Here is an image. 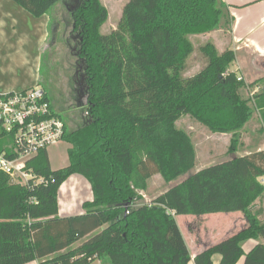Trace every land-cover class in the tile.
Returning <instances> with one entry per match:
<instances>
[{"label":"trees","instance_id":"trees-1","mask_svg":"<svg viewBox=\"0 0 264 264\" xmlns=\"http://www.w3.org/2000/svg\"><path fill=\"white\" fill-rule=\"evenodd\" d=\"M13 1L39 17L62 0ZM71 8L84 65L82 123L69 127L51 104L64 122L67 165L52 168L41 151L27 164L42 178L35 184L12 182L0 169V264H89L95 258L102 264H213L214 254L219 264L240 258L264 264V222L251 210L264 191L258 181L264 149L189 173L149 202L141 194L154 174L171 183L194 167L192 139L176 124L182 116L230 133L229 154L257 111L264 129V85L243 95L252 84L230 71L234 51L219 52L207 41L205 65L192 76L182 73L192 35L230 29L228 5L128 0L107 34L99 31L107 19L99 0H78ZM52 26L53 20L49 31ZM72 175L89 182L93 198L82 203V213L61 216L59 188ZM219 212H241L244 226L192 258L176 217ZM246 240L261 242L244 252Z\"/></svg>","mask_w":264,"mask_h":264},{"label":"rangeland","instance_id":"rangeland-1","mask_svg":"<svg viewBox=\"0 0 264 264\" xmlns=\"http://www.w3.org/2000/svg\"><path fill=\"white\" fill-rule=\"evenodd\" d=\"M127 1L99 0L107 11V19L99 30L102 34H107L116 28L121 17L122 8ZM77 3L78 0H62L50 12L51 21L53 20L54 26L50 29L40 66L41 85L45 86L54 109L67 121L69 127H75V124L82 123L84 115L82 105L85 104V98L80 94L82 91L80 82L83 83L85 78L84 65L78 55L79 39L78 36H75L76 31L74 30L73 18L69 10ZM208 33L195 34L190 37L193 48L183 60L182 73L184 77L192 76L207 62V58L202 53L201 47L207 41L212 42L215 39L208 36ZM232 65L237 66L238 64L233 61L229 68ZM23 69L25 68L22 65L20 71L23 72ZM244 70V68L241 69L243 73L245 72ZM238 77L242 79L240 76ZM263 79L264 71L255 72L251 76L244 74L243 82L246 86L250 83L252 86L251 88H246L243 91V95L250 96L253 91L256 92L260 86L264 85ZM176 124L179 128L184 129L192 139L196 154L195 165L188 173L178 177L171 183H166L159 174L151 176L147 182L146 190L141 191L143 199L146 202L165 192L171 184L181 181L189 173L196 172L203 167L227 158L245 155L264 145V129L262 127L260 131L262 116L259 111L256 112L253 119L245 126V129L241 131L236 144V151L233 154H229L228 152L231 138L230 133L212 132L189 115L182 116ZM68 146V143L65 141H60L57 146L49 148L48 157L52 168H60L65 164L68 156ZM65 189L67 188L65 187ZM81 189L75 187L72 196L75 198L78 196L80 199V195H82ZM251 210L259 217L261 222H264V191L255 199L251 205ZM188 221H195L191 227L189 226L190 229H188ZM176 222L180 225L189 243L191 242V236H196L195 233L192 234L189 230L191 232L198 230L210 243H216L230 233L233 234L240 230L245 223L241 212H219L205 216L180 215L176 217ZM246 243H250V240L244 241L242 243L243 246ZM243 248H246V246ZM89 264L102 263L99 259L95 258Z\"/></svg>","mask_w":264,"mask_h":264},{"label":"crops","instance_id":"crops-1","mask_svg":"<svg viewBox=\"0 0 264 264\" xmlns=\"http://www.w3.org/2000/svg\"><path fill=\"white\" fill-rule=\"evenodd\" d=\"M223 1L228 5L232 17L231 27L228 30L210 31L208 36L215 38L212 42L219 52L227 49L234 51V62L238 65H232L229 69L242 79L244 74L251 76L255 72H263L264 0ZM50 22L49 14L34 17L13 0H0V93L22 91L37 85L40 81L42 54L49 38ZM22 65L25 68L23 72L20 71ZM243 68L244 73L241 71ZM260 149H264V145L256 150ZM66 163H68V156L61 167L67 165ZM75 187L82 188L80 199L78 196L76 198L72 196ZM92 198L89 182L81 175H72L59 188L58 213L61 216L82 213V203ZM194 222H187L188 229ZM178 226L180 228L179 224ZM180 231L192 258L207 246L215 244L205 239L198 230L196 232L189 230L190 233L196 234L194 237L191 236L189 243L181 228ZM257 242L261 241L250 240V243L245 244L246 248H243L245 246L242 244L244 252ZM212 260L213 264H219L220 255L214 254ZM236 264H243V258H240Z\"/></svg>","mask_w":264,"mask_h":264},{"label":"built area","instance_id":"built-area-1","mask_svg":"<svg viewBox=\"0 0 264 264\" xmlns=\"http://www.w3.org/2000/svg\"><path fill=\"white\" fill-rule=\"evenodd\" d=\"M0 130V169L18 184L41 182L27 164L63 141L64 133V122L54 114L47 92L35 85L0 93ZM258 181L264 187V175Z\"/></svg>","mask_w":264,"mask_h":264}]
</instances>
